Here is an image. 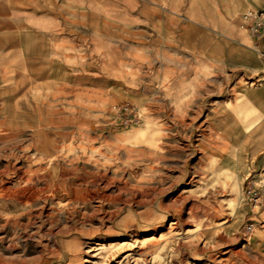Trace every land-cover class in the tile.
Here are the masks:
<instances>
[{"label": "rangeland", "instance_id": "rangeland-1", "mask_svg": "<svg viewBox=\"0 0 264 264\" xmlns=\"http://www.w3.org/2000/svg\"><path fill=\"white\" fill-rule=\"evenodd\" d=\"M222 1L244 0H209L210 6ZM226 24L234 25L228 15ZM160 38L161 56L139 58L141 64L121 63L120 52H105L100 41L92 57L81 52L80 67L90 59L103 78L112 73L104 96L60 97V104L41 106L36 120L19 125L4 119L7 105L0 100V179L9 185L36 177L28 170L40 168L48 174L41 187L53 178L89 189L60 188L52 200L39 192L16 206L0 186V253L10 264H119L128 251L143 248L146 264H264V121L249 119L243 104L246 87L262 88L263 74L255 79L215 61L164 55ZM36 131L56 139L50 156ZM13 163L26 173L11 172ZM249 185L261 190L256 207ZM152 234L155 249L143 244ZM197 245L204 254L194 252Z\"/></svg>", "mask_w": 264, "mask_h": 264}, {"label": "crops", "instance_id": "crops-1", "mask_svg": "<svg viewBox=\"0 0 264 264\" xmlns=\"http://www.w3.org/2000/svg\"><path fill=\"white\" fill-rule=\"evenodd\" d=\"M263 5L264 0L212 6L209 0H0L4 119L28 124L41 106L60 104V97L104 96L103 90L113 87L112 73L103 78L92 60L83 67L78 63L81 52L89 57L97 52V41L105 52H120L121 63L141 64L139 58L161 56L155 43L162 36L164 55L195 56L202 64L215 61L255 79L257 73L264 77V37H253L238 21L246 10ZM226 15L234 25L226 24ZM257 45L263 46L261 52ZM243 100L252 112L249 119L264 121V84L246 87Z\"/></svg>", "mask_w": 264, "mask_h": 264}, {"label": "bare ground", "instance_id": "bare-ground-1", "mask_svg": "<svg viewBox=\"0 0 264 264\" xmlns=\"http://www.w3.org/2000/svg\"><path fill=\"white\" fill-rule=\"evenodd\" d=\"M87 108V107H86ZM90 108V107H89ZM197 112V111H196ZM80 113V112H79ZM198 113V112H197ZM85 114V113H84ZM90 115V114H89ZM92 115V114H91ZM85 116V115H84ZM88 116V115H87ZM202 116V115H201ZM93 117V116H92ZM197 118V117H196ZM50 120H54V118L53 117H51V118H48V121H50ZM204 123V122H203ZM202 123V124H203ZM193 125V124H192ZM36 128H37V130L38 131H44V129L40 126V125H38V126H36ZM144 129V128H143ZM158 130V129H157ZM198 130V129H197ZM38 131H36V132H38ZM146 131V130H145ZM83 133V132H82ZM154 134V133H153ZM42 135H43V133L42 134H40L39 132L36 134V136L37 137H39V138H37V140H38V142H39V144H40V147H41V150L43 151L44 150V154L45 155H47V157L48 156H50L48 153H49V147H54L55 146V142H56V139L54 140L53 139V141L52 140H50L49 139V135H47V133H45V135L43 136V138H42ZM151 135H152V133H151ZM162 135V134H161ZM160 136V135H159ZM188 136V135H187ZM186 136V137H187ZM205 137V136H204ZM191 139H193V137L191 138ZM158 140V139H157ZM189 140V139H188ZM141 141V140H140ZM159 141V140H158ZM121 142V141H120ZM109 143V142H108ZM162 143V142H161ZM190 144H192V143H190ZM36 145V144H35ZM138 145V144H137ZM157 146H158V144H157ZM159 147V146H158ZM192 147V146H191ZM198 148V147H197ZM127 149V148H126ZM191 150V149H190ZM195 150L197 151V149L195 148ZM3 151V150H2ZM123 151V150H122ZM192 151V150H191ZM62 152V151H61ZM132 152V151H131ZM130 152V153H131ZM7 153V152H6ZM55 153H57V152H55ZM128 153V152H127ZM127 153H125V154H127ZM189 155V154H188ZM57 156V155H56ZM133 156V155H132ZM193 156V155H192ZM191 156V157H192ZM59 157V156H58ZM127 157V156H126ZM143 157V156H142ZM154 158V157H153ZM129 161V160H128ZM49 162V161H48ZM52 162V161H51ZM11 163V162H10ZM50 163V162H49ZM14 164V163H13ZM30 165V164H29ZM40 166V165H39ZM66 166V165H65ZM8 168L11 170V172H13L14 174H19L20 176L22 175V173H26V170H23V168H22V166H20V165H16V164H14V165H12V166H8ZM42 168V167H41ZM45 172L46 171H41V169L39 168V169H37V170H32V169H29L28 170V173H34L35 175H36V177H33V176H29L28 178H26V179H23V180H19V181H17V182H14V183H12V184H7L6 182H4V179H0V186H2V187H4V192H5V194L7 195V198H6V200H8V201H11L12 203H15L16 204V206L18 205V204H20V203H23V202H25V200L29 197V196H31V195H33V194H37V193H39V192H43L46 196H45V198L46 199H54V196L55 195H58V196H60V188H61V190L64 192H67L68 194H70V193H75V194H78V193H83L84 192V190L86 191V190H89V189H85V188H83V183H76V182H74L70 187H68L67 185H66V181L65 182H61V184H60V180L59 181H56L55 179H50V180H48V182L46 181L45 182V185L43 186V187H41L38 183L40 182V181H42V179L44 178V177H46L47 175L45 174ZM106 178V177H105ZM114 178V177H113ZM171 178V177H170ZM140 179V178H139ZM67 180V179H66ZM112 181V180H111ZM137 181V180H136ZM105 183V182H104ZM110 184H111V182H109ZM113 183V182H112ZM174 183V182H173ZM107 184H108V182H107ZM176 184V183H175ZM126 185V184H125ZM101 186V185H100ZM138 186V185H137ZM105 187V186H104ZM144 187V186H143ZM146 187V186H145ZM144 187V188H145ZM103 188V187H102ZM125 188V187H124ZM147 188V187H146ZM150 188V187H149ZM152 188V187H151ZM164 188H167V187H164ZM99 189L100 188H98L97 190L99 191ZM128 189H130V188H128ZM139 189V188H138ZM142 189V188H141ZM148 189V188H147ZM163 189V188H162ZM92 190V189H91ZM165 191H166V189H164ZM104 191V190H103ZM102 191V192H103ZM120 191H122V187L120 188ZM168 191V190H167ZM90 192H92V191H90ZM96 192V191H95ZM95 192H92L93 194H90V195H92L91 197H94V196H97L99 199L101 198V200H105L106 198H108V194L107 193H104L103 195H101V194H96L95 195ZM143 192H144V190H143ZM160 192V191H159ZM135 193V192H134ZM122 194V193H121ZM143 194V193H142ZM119 195V194H118ZM133 195V194H132ZM146 195V194H145ZM130 196H131V194H130ZM134 196V195H133ZM149 198V197H148ZM152 199H154V197L152 198ZM128 200V199H127ZM134 200V199H133ZM137 201V200H136ZM129 203V202H128ZM131 203V202H130ZM138 203H139V201H138ZM142 203V202H141ZM210 203V202H209ZM208 203V204H209ZM144 204V203H143ZM150 204V203H149ZM211 204V203H210ZM207 205V204H206ZM103 206V205H102ZM208 206V205H207ZM152 207V206H151ZM165 207V206H164ZM218 207V206H217ZM95 208H97V207H95ZM150 208V207H149ZM201 208V207H200ZM151 209V208H150ZM169 209V207H167V210ZM172 209V208H171ZM97 210H98V208H97ZM61 212V211H60ZM181 212V211H180ZM213 212V211H212ZM154 213V212H153ZM214 213V212H213ZM53 214H56V213H53ZM222 214V213H221ZM176 220H177V218H175ZM212 220V219H211ZM179 220H177V221H173L172 222V225L173 224H176L177 222H178ZM186 222H187V220H186ZM210 222V221H209ZM171 226V225H170ZM154 230V229H153ZM175 230V229H174ZM200 231H201V228L199 229ZM135 231V230H134ZM158 231V230H157ZM169 232H171V230L169 231ZM157 235V234H156ZM156 235L155 234H152V235H149V236H147L146 237V240L145 241H143V244L144 245H147V242L149 243V244H151L150 246H147V248H154V247H158L159 246V243H154V242H151L150 241V239H153L154 237H156ZM201 235V234H200ZM199 235V236H200ZM162 236H164V235H162ZM161 236V237H162ZM160 237V236H159ZM188 237H190V236H188ZM187 237V238H188ZM195 237H197V236H195ZM145 239V238H144ZM170 239V238H169ZM194 239V238H193ZM179 241V240H178ZM187 241H189V240H187ZM164 242H165V240H164ZM129 243V242H128ZM135 243H136V241L134 242V243H132L131 245H134L135 246ZM169 243V242H168ZM200 243V242H199ZM124 245H125V243H124ZM161 245V244H160ZM190 245L192 246L193 244H191L190 243ZM190 245H186V244H182L181 245V247L182 248H184V247H189ZM196 245V244H195ZM123 246V245H122ZM133 246V247H134ZM190 246V247H191ZM202 246V245H201ZM205 246V245H204ZM114 247H116V246H114ZM138 247V246H137ZM125 248V247H124ZM173 248V247H172ZM193 248H194V252L195 253H201V254H204V252H205V249L204 248H200V246H193ZM155 249V248H154ZM117 250V249H116ZM166 250H168V248L166 249ZM154 252V255L156 256V254L157 253H159L157 250H153ZM168 252H170V251H168ZM116 253V252H115ZM219 253V252H218ZM147 250L145 249V248H143V249H139V251H134V250H130V251H128V254H126L124 257H123V259L121 260V262H119V264H122L123 263V261L124 262H127V261H129L130 259H133V261H134V263L135 264H141V263H143V264H146V258H144V257H146L147 255ZM150 254H151V252H150ZM146 255V256H145ZM152 255V254H151ZM121 256V255H120ZM170 256V255H169ZM149 262H150V260H149ZM154 262V261H153ZM163 263V262H162ZM0 264H10V262H9V260L8 259H6L5 257H3V255L0 253ZM127 264V263H126Z\"/></svg>", "mask_w": 264, "mask_h": 264}, {"label": "built area", "instance_id": "built-area-1", "mask_svg": "<svg viewBox=\"0 0 264 264\" xmlns=\"http://www.w3.org/2000/svg\"><path fill=\"white\" fill-rule=\"evenodd\" d=\"M240 27L249 31V33L255 38L264 37V8L263 9H248L242 15L240 19ZM251 185V184H250ZM249 185L247 190V196L250 202L254 203V206H258L261 200V190ZM254 185V183L252 184ZM248 230L252 232L254 226L248 227Z\"/></svg>", "mask_w": 264, "mask_h": 264}]
</instances>
